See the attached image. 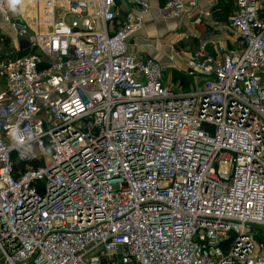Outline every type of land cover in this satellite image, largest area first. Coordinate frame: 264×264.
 Wrapping results in <instances>:
<instances>
[{
	"label": "built area",
	"instance_id": "built-area-1",
	"mask_svg": "<svg viewBox=\"0 0 264 264\" xmlns=\"http://www.w3.org/2000/svg\"><path fill=\"white\" fill-rule=\"evenodd\" d=\"M40 1L0 0V263L264 264V0L176 80L132 51L149 0Z\"/></svg>",
	"mask_w": 264,
	"mask_h": 264
},
{
	"label": "crops",
	"instance_id": "crops-1",
	"mask_svg": "<svg viewBox=\"0 0 264 264\" xmlns=\"http://www.w3.org/2000/svg\"><path fill=\"white\" fill-rule=\"evenodd\" d=\"M149 1L151 8L144 18L142 30L137 32L132 39V51L137 56L153 58L166 65L167 72H176L173 73L175 80L181 78V74L177 71L187 68L186 57L190 52L186 47L195 42H215L233 35L229 23L235 10L234 0H198L196 7L191 9L188 14L172 19L164 18L158 12L166 0ZM7 3L9 6L10 3L15 4V8H13L15 12L12 11L13 16L21 17L30 23H36L37 16L41 14L44 16V14L50 13V17L53 9L52 1L18 0V2H13V0H7ZM62 14V9L57 10L56 19L60 18ZM198 17L201 18V21L196 22ZM8 33L10 34V28L0 15V35L6 36ZM186 35L191 36V44L185 43ZM6 38L12 41V38L7 36ZM5 44L6 42L0 41V48L4 49ZM11 46L10 43L8 51L12 50ZM141 48L143 51L146 50L144 51L145 56L142 55ZM186 82L188 84V79Z\"/></svg>",
	"mask_w": 264,
	"mask_h": 264
},
{
	"label": "rangeland",
	"instance_id": "rangeland-1",
	"mask_svg": "<svg viewBox=\"0 0 264 264\" xmlns=\"http://www.w3.org/2000/svg\"><path fill=\"white\" fill-rule=\"evenodd\" d=\"M13 2H14V0H13ZM10 7L15 8V4L10 3ZM14 10H15V9H14ZM14 10H13V12H15ZM6 36L9 37L8 34H7ZM9 41H10V40H8V39L5 40L6 44H5V46H4V49H1V48H0V49H1V50H0V55H1L2 53L7 52V51L9 50V47H8L9 44H10ZM6 46H7V47H6ZM141 51H142V55L145 56L146 53H145L144 51H146V50L143 51L142 48H141ZM170 74H171L170 72H168V73L166 74L167 79L170 77Z\"/></svg>",
	"mask_w": 264,
	"mask_h": 264
},
{
	"label": "bare ground",
	"instance_id": "bare-ground-1",
	"mask_svg": "<svg viewBox=\"0 0 264 264\" xmlns=\"http://www.w3.org/2000/svg\"><path fill=\"white\" fill-rule=\"evenodd\" d=\"M58 2H61V1H58ZM62 3H65V0H62ZM41 16L44 17L42 14H41ZM37 17H39V16H37Z\"/></svg>",
	"mask_w": 264,
	"mask_h": 264
},
{
	"label": "clouds",
	"instance_id": "clouds-1",
	"mask_svg": "<svg viewBox=\"0 0 264 264\" xmlns=\"http://www.w3.org/2000/svg\"><path fill=\"white\" fill-rule=\"evenodd\" d=\"M14 2H18V0H14Z\"/></svg>",
	"mask_w": 264,
	"mask_h": 264
},
{
	"label": "water",
	"instance_id": "water-1",
	"mask_svg": "<svg viewBox=\"0 0 264 264\" xmlns=\"http://www.w3.org/2000/svg\"><path fill=\"white\" fill-rule=\"evenodd\" d=\"M1 264V263H0Z\"/></svg>",
	"mask_w": 264,
	"mask_h": 264
}]
</instances>
